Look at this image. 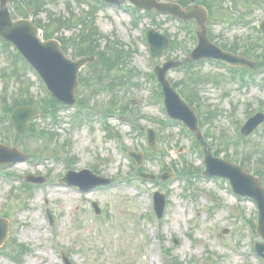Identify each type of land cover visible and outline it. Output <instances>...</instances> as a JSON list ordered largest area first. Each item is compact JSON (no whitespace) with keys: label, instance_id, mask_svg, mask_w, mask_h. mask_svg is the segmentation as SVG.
Instances as JSON below:
<instances>
[{"label":"rangeland","instance_id":"374dc122","mask_svg":"<svg viewBox=\"0 0 264 264\" xmlns=\"http://www.w3.org/2000/svg\"><path fill=\"white\" fill-rule=\"evenodd\" d=\"M212 1L215 15L206 26L217 45L255 39L264 42L255 31L264 18L259 6L264 0ZM91 4L87 0H34L31 5L22 0L8 2L12 18L27 17L39 25L43 40L44 25L54 40L71 36L86 41L94 21L100 48L118 43L129 56L121 67L110 71L104 70L100 57L97 68L105 71L101 78L91 75L89 67L82 68L78 76L90 81L75 92L81 104L56 108V122L36 118L35 131L19 138L11 127L0 125V144L28 156L23 162L0 164V219L7 218L8 227L7 240L0 247V264H65L63 257L69 264H162L164 253L168 264H263L251 251L255 242H262L250 229V223L254 226L257 220L254 202L234 195L224 180L201 176L203 149L195 146L194 134L187 133L181 122H167L163 102L155 96L158 83L150 74L154 66L169 60L183 63L171 69L167 79L187 103L189 91L197 96L188 105L201 123L204 142L211 150H219L220 159L258 175L264 186V164L259 162L264 157V125L247 142L239 135L249 115L264 113V68L254 71V81L246 74L244 85L221 64L200 62L188 68L189 53L196 44L181 23L154 11L133 12L128 1L120 7L98 6L89 15ZM39 8L42 11L35 13ZM218 11L228 18L220 20ZM240 15L242 23H232ZM192 25L193 35L198 27ZM149 29L178 46L151 61L145 39ZM10 46L0 45V100L5 96L7 103L20 102L21 89L30 91L32 105L42 108L40 98L47 93L44 86L23 60L17 58L13 64L16 56ZM85 46L82 42L74 48L68 42L65 56L74 60V51ZM129 71L135 85L126 82L113 91L106 88L115 75ZM2 107L3 100L0 115ZM108 111L112 113L107 115ZM147 128L155 131L154 156L148 150ZM122 148L142 153V164L135 167ZM247 155L249 162L242 164ZM191 167L199 170L198 176L189 180L179 176ZM68 170H89L113 184L81 192L57 182ZM138 172L155 178L141 180ZM165 174L171 175L163 181L160 177ZM24 176L44 178L45 183L27 189L22 184ZM155 192L165 197L161 220L153 212ZM92 203L98 206L99 215ZM22 246L24 253L20 252Z\"/></svg>","mask_w":264,"mask_h":264},{"label":"water","instance_id":"95a60500","mask_svg":"<svg viewBox=\"0 0 264 264\" xmlns=\"http://www.w3.org/2000/svg\"><path fill=\"white\" fill-rule=\"evenodd\" d=\"M6 1L7 0H1L2 4ZM104 1L110 3L117 2V0ZM131 2L138 8L150 9L154 7L160 13H167L179 19L187 20L194 18L201 26L202 30L204 29L206 16L205 11L201 8H196L190 13H185L177 5L156 4L155 0H132ZM260 28L264 31V22L261 24ZM0 37L6 42H11L20 53L23 54L27 61L37 70L41 79L57 101L66 106H71L75 103L73 93L77 87V72L86 62H91L93 60L92 58L80 59L76 62L67 60L60 52L59 46L55 41L41 43L37 37V29H35L28 21L12 22L6 11L0 12ZM198 40L199 44L196 50L192 53L194 59L213 57L225 60L232 65H244L247 67H252L253 65L249 60L232 57L215 49L206 39L204 31L199 33ZM147 41L149 43L152 58L159 56L168 46V42L164 36L153 30L148 32ZM174 66L176 65L169 62L162 68L156 67L155 69V74L157 75L158 81L162 85L164 92L167 113L172 118L183 121L191 131H196V119L192 111L178 99L165 79L167 70ZM35 116H38V112L30 107L15 109L11 115V119L16 133L24 134L27 129L28 121ZM263 122L264 115L259 114L254 116L242 127V135L248 136ZM147 133L149 145L153 147V132L148 130ZM134 157L137 158L135 155ZM24 159L25 156L19 154L16 150H9L0 146V163L17 162ZM205 161L207 165V171L204 173L205 175H220L228 177L235 192L248 196L256 201L259 208L257 232L264 238V189L260 187L257 179L243 173L237 166L224 163L218 159H213L208 152H205ZM81 174L89 175L87 171H83ZM72 176L75 175L70 173L66 181L71 184H77L83 189L108 183V181L101 178H94L95 181L92 183H84L76 179L71 180ZM163 204V197L156 196L155 207L158 215L162 212ZM6 238V225H1L0 221V245L3 244ZM256 249L259 255L264 258V244L256 245Z\"/></svg>","mask_w":264,"mask_h":264},{"label":"trees","instance_id":"16d2710c","mask_svg":"<svg viewBox=\"0 0 264 264\" xmlns=\"http://www.w3.org/2000/svg\"><path fill=\"white\" fill-rule=\"evenodd\" d=\"M86 43V48L85 49H76L75 53L76 55H80L84 52L87 51V53L91 52L92 50V42L91 41H84ZM102 57L105 59L104 66L107 67L105 70L109 71L112 68H117L118 65H120L121 61L123 60V51L122 50H116L114 48L110 50H105L100 53ZM132 73V72H131ZM131 73L129 75H122L121 77L114 78L112 80V87H116L118 85H124L126 82H131ZM5 96L1 97V100H3V107H2V118L1 121L4 122L5 116L12 110L13 107L18 106V105H31L33 104V97L31 96L30 92H24L19 98L21 101H12L11 103H7L5 101ZM41 105H42V110L44 112L51 111L52 114H55V109L57 107V104L55 102L51 101H46V99L41 100ZM34 131V130H33Z\"/></svg>","mask_w":264,"mask_h":264}]
</instances>
